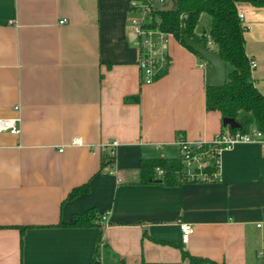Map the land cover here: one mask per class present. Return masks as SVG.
<instances>
[{
  "label": "crops",
  "instance_id": "1",
  "mask_svg": "<svg viewBox=\"0 0 264 264\" xmlns=\"http://www.w3.org/2000/svg\"><path fill=\"white\" fill-rule=\"evenodd\" d=\"M131 1L0 0V118L22 117L21 135L0 133V264H91L97 249L104 264H189L180 247L218 264H264L257 143L223 151L216 183H142V160L180 158V136L212 141L224 128L206 107L205 61L172 35L165 73L143 83ZM237 11L264 95V6ZM108 141L119 143L112 174L100 171ZM91 208L105 218L102 236L58 225ZM181 223L195 227L186 245Z\"/></svg>",
  "mask_w": 264,
  "mask_h": 264
},
{
  "label": "trees",
  "instance_id": "2",
  "mask_svg": "<svg viewBox=\"0 0 264 264\" xmlns=\"http://www.w3.org/2000/svg\"><path fill=\"white\" fill-rule=\"evenodd\" d=\"M135 1L142 2L144 0ZM243 1L250 2L256 7L264 6V0H174L173 9H156L153 12L154 20L146 25V29L157 28L163 33L172 35L179 43L198 55L201 60L203 59L200 54L186 45V38L195 44H206L209 49L211 47L208 43L213 44L214 50L226 64L227 81L222 87H206V107L210 111L220 112L224 129L228 127L224 125L223 119L233 118L240 124L236 129L231 128L233 132L247 134L253 129H257L264 133V95L254 84L251 59L248 58L245 49L244 33L247 28L243 26L237 11V3ZM203 14L209 15L211 18V29L208 35L204 33L200 36L196 31ZM205 63L209 66L206 61ZM165 71L166 69L160 75H163ZM139 100V95L126 98L128 103ZM101 159V172L115 161L110 154ZM157 168L163 170V176H158ZM181 171L180 158L144 159L140 168L142 183H150L159 177L166 187L179 186L186 182L182 178ZM89 190V183L73 188L65 201H72L82 194H88ZM101 220L102 217L98 210L91 208L84 214H76L72 223L61 220L58 225L85 229L97 227L102 229V236L104 229ZM25 230L26 228H21L22 233ZM98 250L91 264H99ZM180 250L183 260H188L189 264H218L207 258L195 257L186 252L183 247H180Z\"/></svg>",
  "mask_w": 264,
  "mask_h": 264
},
{
  "label": "built area",
  "instance_id": "3",
  "mask_svg": "<svg viewBox=\"0 0 264 264\" xmlns=\"http://www.w3.org/2000/svg\"><path fill=\"white\" fill-rule=\"evenodd\" d=\"M162 5H167L170 0H159ZM174 1V0H171ZM131 1V9L137 11L140 15L132 20L131 30L136 35V44L140 47V57L138 59L142 73L143 83L149 85L153 83L156 76L163 71L168 64V56L164 45L166 36L169 34L161 32L159 29L148 28L146 25L154 20L153 12L156 10L152 6L153 0ZM239 18L244 22V11H238ZM65 23V21L61 22ZM213 50V44L208 43ZM206 66L207 64L204 63ZM257 63L251 61L252 71L256 68ZM19 111V107L14 108ZM22 117L16 116L11 118H0V133H10L13 135H21ZM178 146L180 149L179 157L182 163V178L189 183H216L221 180V154L225 150L232 149L233 146L240 143H257L260 145L264 154V133L253 129L247 134L233 132L229 127L219 132L212 141H189L184 136H180ZM117 141H108L104 144V148L112 150L111 155L114 157L115 150L118 148ZM115 162L108 165L105 170L109 173L114 172ZM159 176H163V170L156 169ZM102 221L105 218L102 217ZM182 243L186 245L190 236L195 233V227L189 223H181L180 225ZM103 246V244H101ZM101 247V246H100ZM99 264H103V256H98Z\"/></svg>",
  "mask_w": 264,
  "mask_h": 264
},
{
  "label": "water",
  "instance_id": "4",
  "mask_svg": "<svg viewBox=\"0 0 264 264\" xmlns=\"http://www.w3.org/2000/svg\"><path fill=\"white\" fill-rule=\"evenodd\" d=\"M174 1H171L170 4L164 7V10H170L174 8ZM186 45L192 48L196 53H199L203 60H205L209 66L206 68V86L210 88L222 87L226 84L227 75H226V64L223 59L220 58L217 51L214 49H209L206 44H195L186 38ZM225 126L230 129H236L240 124L233 118L223 119ZM160 183L162 180H156Z\"/></svg>",
  "mask_w": 264,
  "mask_h": 264
},
{
  "label": "rangeland",
  "instance_id": "5",
  "mask_svg": "<svg viewBox=\"0 0 264 264\" xmlns=\"http://www.w3.org/2000/svg\"><path fill=\"white\" fill-rule=\"evenodd\" d=\"M210 25H211V18L209 17V15L205 14L200 22H199V28L201 29V31L205 34L208 35V32L210 31ZM206 30V31H205ZM214 49V47H213ZM230 69V68H229ZM105 263V262H104ZM103 263V264H104Z\"/></svg>",
  "mask_w": 264,
  "mask_h": 264
}]
</instances>
